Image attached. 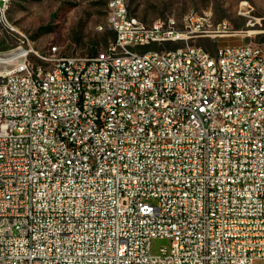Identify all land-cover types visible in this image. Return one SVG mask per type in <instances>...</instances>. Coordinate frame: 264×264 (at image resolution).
Returning <instances> with one entry per match:
<instances>
[{
    "label": "built area",
    "instance_id": "2783aa9c",
    "mask_svg": "<svg viewBox=\"0 0 264 264\" xmlns=\"http://www.w3.org/2000/svg\"><path fill=\"white\" fill-rule=\"evenodd\" d=\"M130 12L84 66L0 52V264H264V49Z\"/></svg>",
    "mask_w": 264,
    "mask_h": 264
},
{
    "label": "rangeland",
    "instance_id": "374dc122",
    "mask_svg": "<svg viewBox=\"0 0 264 264\" xmlns=\"http://www.w3.org/2000/svg\"><path fill=\"white\" fill-rule=\"evenodd\" d=\"M109 0H10L0 11V52L23 45L34 46L46 54L52 46L59 53L87 56L105 47L110 36L100 29L108 14ZM132 14L145 22L174 16L180 20L190 10L206 12L215 24L227 23L233 35L218 44L254 42L264 44V0H129ZM209 51L216 50L210 38L197 40ZM48 52V53H47ZM156 240L154 247L164 244Z\"/></svg>",
    "mask_w": 264,
    "mask_h": 264
},
{
    "label": "bare ground",
    "instance_id": "6f19581e",
    "mask_svg": "<svg viewBox=\"0 0 264 264\" xmlns=\"http://www.w3.org/2000/svg\"><path fill=\"white\" fill-rule=\"evenodd\" d=\"M110 2L112 0H109L108 2V14L106 18V22L104 25H100V29L107 28L108 21L110 18ZM10 4V0H5L4 2V9H2V13L4 14L5 11L8 9ZM192 17L194 18V24L200 25L202 27H205V32L207 33H214L216 30L222 29L223 23L215 24V22L212 20L211 16L207 14L206 12H199L197 10H192ZM165 19H175V22H184L185 21V15L178 20L174 16H166ZM130 19L134 20V22H141L142 20L139 19L137 16L133 15L130 12ZM161 18L155 19L153 22H158ZM179 31V24H171L169 27V34H176ZM264 44L256 43V50H263ZM59 47L58 46H52L51 50L46 56H54V53H59ZM100 54H107V47H105L103 50L100 51ZM87 56H71V63L75 66H84V63L86 62ZM56 64H64V55H56ZM4 66H11V59H4ZM42 66H49V59H42ZM53 72H61V65H53ZM214 72H221V64H214Z\"/></svg>",
    "mask_w": 264,
    "mask_h": 264
},
{
    "label": "trees",
    "instance_id": "16d2710c",
    "mask_svg": "<svg viewBox=\"0 0 264 264\" xmlns=\"http://www.w3.org/2000/svg\"><path fill=\"white\" fill-rule=\"evenodd\" d=\"M132 13V12H131ZM134 15V14H133Z\"/></svg>",
    "mask_w": 264,
    "mask_h": 264
}]
</instances>
